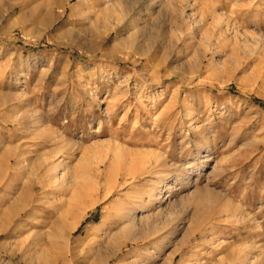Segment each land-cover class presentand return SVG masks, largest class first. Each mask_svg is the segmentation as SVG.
Here are the masks:
<instances>
[{
	"label": "rangeland",
	"instance_id": "1",
	"mask_svg": "<svg viewBox=\"0 0 264 264\" xmlns=\"http://www.w3.org/2000/svg\"><path fill=\"white\" fill-rule=\"evenodd\" d=\"M15 1L0 264H264V0Z\"/></svg>",
	"mask_w": 264,
	"mask_h": 264
},
{
	"label": "bare ground",
	"instance_id": "2",
	"mask_svg": "<svg viewBox=\"0 0 264 264\" xmlns=\"http://www.w3.org/2000/svg\"><path fill=\"white\" fill-rule=\"evenodd\" d=\"M1 1V0H0ZM62 0H47L46 2H41V4H40V6H42L43 4H47L48 6H50L51 4L52 5H54V4H57V3H59V2H61ZM64 1V0H63ZM17 2V0L15 1V2H13V3H11V5L9 6V7H11V8H15L16 7V5L18 4V2ZM62 3V2H61ZM119 3V2H118ZM123 3V2H122ZM122 3H120V8H119V10L118 11H120V16L122 17L123 15H125L124 14V12H126V7H125V5H123ZM130 4V3H129ZM129 7V6H128ZM10 8V9H11ZM49 9H50V11L52 10V8L51 7H49ZM76 12H77V7H74V9L72 10V13H71V16H72V18H73V16L76 14ZM110 13V12H109ZM112 13H113V11H112ZM127 14V13H126ZM47 19H49L50 20V23H53V22H55V21H57L58 20V16L57 15H51V16H49ZM120 19V18H119ZM122 21V20H121ZM117 32V28H116V26H108V25H106V29H105V32L104 33H102L101 35H100V41H99V44H98V47L100 48V46H101V44H102V42L104 41L103 39L105 38V37H107V36H109L111 33H116ZM119 33V32H118ZM179 40V39H178ZM178 40L176 41V43H178ZM121 163V162H120ZM89 204H91V203H89ZM93 204V203H92ZM91 204V205H92ZM88 208H89V206H87ZM85 211V210H84ZM81 215H82V213L80 214V217H81ZM133 223V222H132ZM75 225H76V223L75 222H73L72 224H71V226H70V229H72V228H74L75 227ZM130 226V225H129ZM128 228V227H127ZM130 229V228H129ZM130 233V232H129ZM126 240H127V238H126ZM130 240V239H129ZM120 242H119V244H123V243H125L124 241L125 240H119ZM117 242V241H116Z\"/></svg>",
	"mask_w": 264,
	"mask_h": 264
}]
</instances>
